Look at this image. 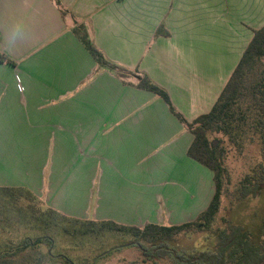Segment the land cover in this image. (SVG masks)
Listing matches in <instances>:
<instances>
[{
    "label": "crops",
    "instance_id": "0c3cea01",
    "mask_svg": "<svg viewBox=\"0 0 264 264\" xmlns=\"http://www.w3.org/2000/svg\"><path fill=\"white\" fill-rule=\"evenodd\" d=\"M58 1L64 14L52 0H0V55L7 60L0 62V188L23 187L44 207L73 217L53 199L64 187L66 163L55 170L52 161H107L137 200L132 206L111 177L97 190L95 221L137 227L135 214L147 200L153 213L163 208L178 218L201 199L202 212L214 187L211 172L187 156L192 135L158 97L137 89L136 79L99 68L73 29L83 25L107 61L145 74L192 122L211 110L232 73L224 72L226 55L211 48L202 24L215 0ZM161 28L167 37L156 34ZM18 161L35 162L34 174L14 184ZM38 161L45 162L37 171ZM100 208L126 217L100 216Z\"/></svg>",
    "mask_w": 264,
    "mask_h": 264
},
{
    "label": "rangeland",
    "instance_id": "374dc122",
    "mask_svg": "<svg viewBox=\"0 0 264 264\" xmlns=\"http://www.w3.org/2000/svg\"><path fill=\"white\" fill-rule=\"evenodd\" d=\"M261 1L215 0L214 4L211 2L209 6L208 22L205 20L202 24L204 31H209L211 48L215 51L219 49L226 55L224 69L226 75L232 72L231 68L234 69L242 48L246 47V43L251 38L252 31L264 25V14H261L264 7L260 6ZM249 2L258 5V9L255 10L248 4ZM215 7L220 13L214 10ZM213 31H215V35ZM0 56L3 58L2 62L7 61L3 55ZM260 63L261 66H264V58ZM208 138L211 143H214L215 148H219L225 170L220 210L211 229L207 232H193L174 237L171 245L176 250L204 251L212 247L217 233L224 230L228 223L245 230L255 231L264 221V188L256 196L249 195L242 200H237L243 178L251 175L261 161V148L257 139L248 134L233 143L222 135L214 133L210 134ZM44 162L38 161L37 171ZM50 162L45 163V172L43 173L45 185L48 183V164ZM62 162L66 163L64 169H61L65 171L64 187L58 193H54L53 199L60 205V211L73 215L68 218L95 221L94 207L97 190L99 187L103 189L109 185L111 177L115 190L127 191L129 193L128 201H131L132 206L135 204L137 199H134L133 192L128 191V186L123 183L120 177H113L112 172L106 169L107 161H92L90 165L88 161H52L55 170L60 169ZM144 162L147 167L154 163L153 161ZM33 163L35 165L33 161H18L17 175L12 174L11 179L14 184L22 183L21 178L25 173L33 178ZM90 169L95 170L89 171ZM18 188L25 189L20 186ZM165 191H168V188ZM14 200L0 195V250L5 253L0 256V264H63L48 256V247L45 245L39 244L25 249L16 248L25 239L42 236H49L54 240L53 254L64 253L75 264H152L144 263L142 257L129 247L136 241L133 234L129 232L118 233L98 226L87 227L79 221H67L58 216H48L45 213V207L26 196ZM148 204L147 200L146 208L138 210L135 214V222H140L138 226L150 223L149 220H157V225L161 226H171L172 224L169 222L172 220L173 222L185 220L174 224L179 225L194 220L201 213L200 210L204 208L203 200L201 203V199H199L187 214L175 218L174 214L164 211L163 208L157 213H153V208H149ZM99 215H108L115 219L126 217V215L113 214L105 208L99 209ZM120 224L118 223V225ZM160 264H166V262Z\"/></svg>",
    "mask_w": 264,
    "mask_h": 264
},
{
    "label": "trees",
    "instance_id": "16d2710c",
    "mask_svg": "<svg viewBox=\"0 0 264 264\" xmlns=\"http://www.w3.org/2000/svg\"><path fill=\"white\" fill-rule=\"evenodd\" d=\"M52 1L62 14L66 12L58 0ZM73 34L99 68L112 72L122 81L130 77L136 79L137 89L152 93L167 106L175 119L192 135V143L187 150V156L211 172L214 192L206 209L194 220L171 226L146 223L143 227L137 228L118 225L110 221H80L68 218L46 207L45 213L48 216H58L67 221H79L87 227L98 226L118 233L133 234L136 241L129 247L142 257L144 263L264 264V221L255 231L245 230L228 223L224 230L217 233L212 247L204 251L176 250L171 245L172 239L181 234L207 232L211 229L219 213L225 170L219 148H215L213 142L209 141L210 134H220L233 143L248 134L255 137L260 144L261 161L251 175L243 178L237 200H242L249 195L256 196L264 188V66H261L260 63L264 58V26L252 31V38L211 110L192 122H187L174 109L167 93L156 86L145 74L123 69L107 61L92 44L83 25L76 26L73 29ZM156 34L168 36V33L162 28L158 29ZM2 60L3 58L0 56V62ZM0 195L15 199L14 201L26 196L43 206L37 197L25 189L0 188ZM39 244L48 247V256L51 258H55L63 264H75L64 253H52L54 240L49 236L25 239L16 248L25 249ZM2 253L4 251L0 250V256Z\"/></svg>",
    "mask_w": 264,
    "mask_h": 264
},
{
    "label": "water",
    "instance_id": "95a60500",
    "mask_svg": "<svg viewBox=\"0 0 264 264\" xmlns=\"http://www.w3.org/2000/svg\"><path fill=\"white\" fill-rule=\"evenodd\" d=\"M213 146H214V143H213Z\"/></svg>",
    "mask_w": 264,
    "mask_h": 264
}]
</instances>
